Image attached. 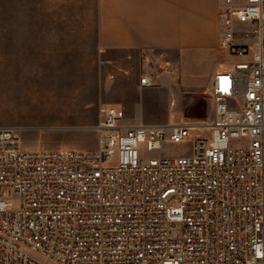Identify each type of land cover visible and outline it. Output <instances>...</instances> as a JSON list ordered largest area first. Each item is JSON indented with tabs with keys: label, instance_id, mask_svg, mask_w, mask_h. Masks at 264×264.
<instances>
[{
	"label": "built area",
	"instance_id": "obj_1",
	"mask_svg": "<svg viewBox=\"0 0 264 264\" xmlns=\"http://www.w3.org/2000/svg\"><path fill=\"white\" fill-rule=\"evenodd\" d=\"M218 1L217 47L239 60L212 73L209 119L107 104L93 150L0 126V264H264V0Z\"/></svg>",
	"mask_w": 264,
	"mask_h": 264
},
{
	"label": "rangeland",
	"instance_id": "obj_2",
	"mask_svg": "<svg viewBox=\"0 0 264 264\" xmlns=\"http://www.w3.org/2000/svg\"><path fill=\"white\" fill-rule=\"evenodd\" d=\"M238 60L219 48L101 49L96 0H0V126L16 128L25 149L93 150L107 104L125 122L205 121L212 72ZM143 74L154 83L140 90Z\"/></svg>",
	"mask_w": 264,
	"mask_h": 264
},
{
	"label": "crops",
	"instance_id": "obj_3",
	"mask_svg": "<svg viewBox=\"0 0 264 264\" xmlns=\"http://www.w3.org/2000/svg\"><path fill=\"white\" fill-rule=\"evenodd\" d=\"M218 4V0H96L97 42L105 50L152 48L173 57L213 50L218 48Z\"/></svg>",
	"mask_w": 264,
	"mask_h": 264
},
{
	"label": "trees",
	"instance_id": "obj_4",
	"mask_svg": "<svg viewBox=\"0 0 264 264\" xmlns=\"http://www.w3.org/2000/svg\"><path fill=\"white\" fill-rule=\"evenodd\" d=\"M202 115H203V113L202 112H200Z\"/></svg>",
	"mask_w": 264,
	"mask_h": 264
}]
</instances>
